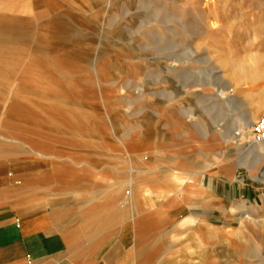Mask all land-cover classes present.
Here are the masks:
<instances>
[{"label": "rangeland", "instance_id": "1", "mask_svg": "<svg viewBox=\"0 0 264 264\" xmlns=\"http://www.w3.org/2000/svg\"><path fill=\"white\" fill-rule=\"evenodd\" d=\"M0 4H29L17 15L21 31L10 36L16 42L13 75L0 76V134L11 136L0 137V165L26 163L11 170V197L59 213L51 227L65 239L69 256L131 264H264V153L249 152L238 140L250 141L252 125L264 114V0ZM48 19L63 25L49 53L75 48L68 63L38 57V30ZM10 95L26 97L43 113L58 100L60 114H53H73L75 123L57 127L30 112L14 113L6 103ZM36 151L59 157L57 170L33 163ZM226 156L217 177L196 176L203 195L166 201L170 188L162 180L168 172L191 173L204 160ZM121 181L110 201L115 208L99 214L100 226L76 230L88 193L113 190ZM131 217L150 227L131 226ZM187 217L193 226L180 225ZM146 228L148 237L137 243Z\"/></svg>", "mask_w": 264, "mask_h": 264}, {"label": "crops", "instance_id": "2", "mask_svg": "<svg viewBox=\"0 0 264 264\" xmlns=\"http://www.w3.org/2000/svg\"><path fill=\"white\" fill-rule=\"evenodd\" d=\"M29 4H0V76L2 77H10L13 75V70L16 65L15 58V40H12L10 36L13 33H19L20 26L23 24V21L17 17L20 14L21 10L28 9ZM60 25L61 30L57 28ZM63 25L53 19H48L44 21L38 30L39 36L37 40V48H38V57L40 56H55L62 57L64 62L68 58L73 56L74 52L71 50L75 48L65 47L64 49H56L54 50L56 55H51L49 52L56 48V41L59 39L60 34H62ZM68 63V62H67ZM28 72V64L26 65L25 70L22 72V75L19 77L21 80H25L27 78ZM17 106L21 104V107H15V103ZM56 105V108L50 110L47 113H43V111H38V109L33 108L32 105L27 101L26 97L11 95L6 99V103H10L11 108L14 113H31L34 115H38L41 118L45 119V121L53 126H61L63 125L61 121H71L72 124L75 123V117L73 114L67 113L66 116L53 114L59 113L58 100L53 101ZM52 102V103H53ZM5 105L2 106L1 115H5ZM45 114V115H43ZM73 127V125H70ZM74 134V132H69ZM1 138H4L5 141L9 140L11 136L9 134L2 135ZM225 138V136H223ZM241 137V145H245V143H249L250 141H246L245 138ZM222 138V139H224ZM12 140V139H10ZM240 140V139H238ZM19 144L21 142H18ZM0 151L5 153L4 148H0ZM37 158L33 160V163L39 165H50L53 167V170H57V166L54 161H60V158L57 156H48L46 154H42L39 152H35ZM229 156L223 157L218 161L208 163L207 161H203L200 166L191 173L172 176L170 172L166 174V179L164 178L163 183L166 182V185L170 188L168 191V195L166 196V201H169L172 204L182 203L188 199L200 197L204 194L202 189L195 184L196 176L199 173H207L214 174V176H218L216 170L222 167L227 163V159ZM120 159L126 160L125 156ZM71 165H74V160H66ZM229 162V161H228ZM26 164V163H25ZM24 163L16 164L14 168L10 167V163H6V165H0V264H131V263H121L119 259H111L107 260L98 258L96 256H87L85 258L72 257L68 255L66 242L63 236L57 231L53 230L51 227L55 218L59 216V213L49 212L44 213L42 211V204L34 203L35 205H31V203L27 204L26 201L14 200L11 197V179L10 173L11 170L19 171L24 168ZM23 167V168H22ZM169 175V176H168ZM27 180L26 178L22 181ZM125 181L118 182L116 188L113 190H109L106 188L102 189L97 195L93 193H88L87 204L83 205L81 210V218L76 221V230H79L83 227L92 228L100 226V222L102 214H107L112 212L115 208L113 204L110 203L111 198H114L118 192L121 191L122 186ZM82 193V192H81ZM102 213L101 215H99ZM82 217H86L83 219ZM131 221V226H136L137 224H141L137 221L133 222V217L129 218ZM123 221H119L118 224H122ZM144 221L142 224L145 227H150V225L146 224ZM195 221L187 217L181 222V226H193ZM110 225V224H109ZM59 227L62 230L66 231L67 227L63 223L59 224ZM207 229H211V227H206ZM148 229L141 230L140 233L134 238L137 243H140L144 238L148 237ZM72 235V236H71ZM73 233H70L73 241ZM195 237V234L192 235ZM126 242L130 240V238L125 237ZM71 241V245L74 247L75 242ZM199 245H201L198 242ZM137 246H134L133 250L129 252L127 259H132V254L135 253ZM152 254L143 255V260L147 262Z\"/></svg>", "mask_w": 264, "mask_h": 264}, {"label": "built area", "instance_id": "3", "mask_svg": "<svg viewBox=\"0 0 264 264\" xmlns=\"http://www.w3.org/2000/svg\"><path fill=\"white\" fill-rule=\"evenodd\" d=\"M250 142L264 146V114L252 125Z\"/></svg>", "mask_w": 264, "mask_h": 264}, {"label": "bare ground", "instance_id": "4", "mask_svg": "<svg viewBox=\"0 0 264 264\" xmlns=\"http://www.w3.org/2000/svg\"><path fill=\"white\" fill-rule=\"evenodd\" d=\"M249 125H244V126L248 127ZM238 129H240V126L238 127ZM239 139L241 140V137ZM244 146H246L245 149L249 152H254L255 154H259V151H262L264 153V146L259 143L249 142V143H245Z\"/></svg>", "mask_w": 264, "mask_h": 264}]
</instances>
